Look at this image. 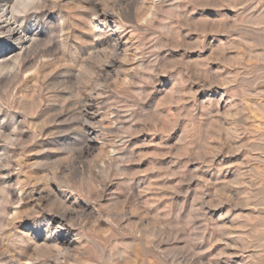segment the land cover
Returning a JSON list of instances; mask_svg holds the SVG:
<instances>
[{
    "label": "rangeland",
    "instance_id": "obj_1",
    "mask_svg": "<svg viewBox=\"0 0 264 264\" xmlns=\"http://www.w3.org/2000/svg\"><path fill=\"white\" fill-rule=\"evenodd\" d=\"M0 63V264H264V0H2Z\"/></svg>",
    "mask_w": 264,
    "mask_h": 264
},
{
    "label": "bare ground",
    "instance_id": "obj_2",
    "mask_svg": "<svg viewBox=\"0 0 264 264\" xmlns=\"http://www.w3.org/2000/svg\"><path fill=\"white\" fill-rule=\"evenodd\" d=\"M0 1H2V0H0ZM4 1H6V0H4ZM8 1V0H7ZM13 8V7H12ZM10 26H8V28H9ZM13 33H14V31H10V29H9V32H8V34H9V36L11 37L12 35H13ZM0 65H3L2 63H0ZM5 65V64H4Z\"/></svg>",
    "mask_w": 264,
    "mask_h": 264
}]
</instances>
